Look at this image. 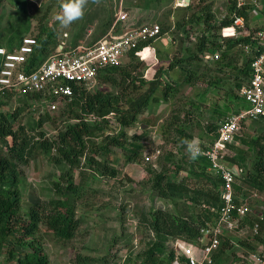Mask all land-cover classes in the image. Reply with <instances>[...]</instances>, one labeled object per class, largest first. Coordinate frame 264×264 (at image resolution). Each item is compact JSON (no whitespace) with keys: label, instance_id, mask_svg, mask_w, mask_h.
<instances>
[{"label":"rangeland","instance_id":"374dc122","mask_svg":"<svg viewBox=\"0 0 264 264\" xmlns=\"http://www.w3.org/2000/svg\"><path fill=\"white\" fill-rule=\"evenodd\" d=\"M63 2L0 0V46H6L19 26L24 24L27 32L22 34L23 38H35L43 25L54 30L57 46L64 40L69 45L75 41L93 43L109 30L122 3L132 18L157 23L169 35L152 44L147 60L129 57L123 61L119 68L130 74L126 81L116 85L99 77L98 85L88 92L95 94L100 91L117 98L123 109H127L126 98L130 102L137 100L147 93L152 81L158 80L159 83L131 126H122L114 113L105 118L86 116L82 112L83 98L60 101L58 109L53 110L50 102L36 95L0 94V113L6 114L15 126H24L30 146L45 139L55 142L48 151L36 149L31 153L27 149L24 160L18 163L16 189L20 194V208L14 215L15 230L0 252V264H18L19 259L35 249L48 258V264H144L141 256L152 242L159 239L149 225L142 222L144 215L152 210H163L196 221L199 219L200 204L189 198L179 200L159 196L154 188L155 176L162 172H176L177 164L183 159L185 164L175 179L185 180L190 186L206 185L205 181H198L190 174L191 167L187 162L193 159L186 142H211L219 123L240 107L241 99L234 96L240 95L238 82L243 77L238 80L237 72L244 64L245 53L242 47L233 46L227 55H223V46L227 45V39H231L224 35L231 36L233 30L207 28L203 20H198L200 10L178 8L176 0H161L150 8L138 7V0H87L83 16L67 27L57 19ZM209 3L212 2L203 0L199 9L205 5L214 9V3L212 6ZM214 16V25L218 27L222 14L216 12ZM173 18L174 21L171 20ZM261 19L262 16L256 17L254 23ZM174 24L175 29H172ZM204 36L210 40L206 52L214 55L212 51L215 49L218 59H207L204 56L206 52L200 50ZM142 83L146 85L141 87ZM78 114L83 115L89 124H102L103 127L87 142V150L79 166L72 168L58 151V138L69 124L77 122L75 116ZM14 115L18 117L15 119ZM180 127L185 129L186 137L180 136ZM245 127L247 138L244 145L247 148L231 147L235 153L233 160L240 163L236 170L242 187L238 188L242 192L238 190L237 195H244L251 208L244 221L250 229L247 234H238L243 236L241 240L243 238L245 243L258 246L253 240L256 235L251 227L257 216L264 212V187H254L245 177L254 172L256 162L264 156L259 152L260 148L253 150L252 145L253 137L264 136V123L256 122ZM114 137L119 138L122 145H111L104 150L107 145L105 139ZM11 145L10 138L0 142V148L5 151ZM138 145L142 146L139 155L136 160L129 161ZM67 178L73 179L77 190L74 195L65 193L69 209L78 220L76 236L69 241L59 239L41 224L34 237H24L22 226L29 219L30 210L35 205L63 197L62 190L57 192L54 184L59 183L64 189L68 185ZM207 187L211 189V186ZM224 242L230 249L220 252L219 247L212 257V264H252L243 245L238 247L229 241ZM166 244L169 247L158 256L161 264H167L170 252L175 254L169 240ZM172 264L185 263L175 257Z\"/></svg>","mask_w":264,"mask_h":264},{"label":"built area","instance_id":"2783aa9c","mask_svg":"<svg viewBox=\"0 0 264 264\" xmlns=\"http://www.w3.org/2000/svg\"><path fill=\"white\" fill-rule=\"evenodd\" d=\"M215 6L211 12L222 14L221 22H231L233 33L224 35L232 40L252 37L255 48L240 44L247 55H251L249 75L240 89V98L245 107L224 118L218 125L213 140L209 143L195 142L198 148L196 157H205L210 162L209 173L213 179L222 180V206L212 209L217 215L215 222H207L200 228V238L196 242L187 243L181 240H170L175 249L177 260L184 259L185 264H212V257L219 249L224 236L241 237L238 233H248L249 226L244 224L251 208L244 196H238L235 185L237 173L227 164L229 146L235 142L247 123L264 121V0H210ZM192 0H176V7L190 8ZM212 3H209L212 6ZM262 16L254 23V19ZM174 21V18L172 19ZM172 25V24H171ZM172 29H175V24ZM258 31L252 34V30ZM245 32V33H243ZM169 32L157 23H141L130 16L120 3L113 17L109 30L97 41L75 46L61 41L54 51L34 71L27 73L26 65L35 52L38 42L36 38H23L20 45L10 51L0 46V94L19 93L37 95L51 103L53 110L58 109V102H71L76 99L74 87L92 91L99 82L103 71L122 65L123 61L135 52L136 57L147 60L151 55L152 43L157 42ZM224 37V38H225ZM226 39V38H225ZM226 46H223L224 51ZM148 51L147 56L143 54ZM211 51V50H210ZM209 53V52H208ZM206 53L207 59L216 58ZM213 56V57H212ZM263 215L251 227L254 235H259ZM241 227H240V226ZM245 237V236H244ZM207 239V242L205 240ZM230 239L236 246L241 244ZM243 240V238H242ZM244 250V249H243ZM252 264H264V246L258 244L255 250H244Z\"/></svg>","mask_w":264,"mask_h":264},{"label":"trees","instance_id":"16d2710c","mask_svg":"<svg viewBox=\"0 0 264 264\" xmlns=\"http://www.w3.org/2000/svg\"><path fill=\"white\" fill-rule=\"evenodd\" d=\"M138 7L150 8L154 3H158L161 0H138ZM142 1V4H140ZM192 0L190 8L194 10H200L201 13L198 15V20H203L206 23L207 28L209 29H222L230 26L231 22L229 20H224L220 26L216 27L214 22L216 18L211 12V7L205 5L199 9V5L203 3V0ZM195 2V4H194ZM113 22V19H112ZM111 22V24H112ZM111 27V25H110ZM25 24L19 26L15 35L11 37L6 46L10 51L15 47L20 45L23 40L22 34L27 32ZM258 30H252V34ZM107 32V31H106ZM105 32V33H106ZM104 33V34H105ZM38 46L35 49L33 55L29 58L26 65V72L30 73L36 70L42 62H44L49 55L54 53L55 49L58 47L55 40L56 33L54 30L47 28L46 26L41 25L40 32L35 36ZM226 49L223 51V55H227L228 51L231 50V47H237L240 44L250 45L252 48H255L252 37H246L239 40L227 39ZM18 41V42H17ZM17 42V43H15ZM210 40L208 41L207 36H204L201 43L200 50L202 53L206 52ZM79 42L75 41L71 43V46L77 45ZM215 44V43H214ZM243 49V48H242ZM216 51L213 49V53ZM244 51V49H243ZM207 53V52H206ZM205 53V54H206ZM245 53V60L243 66L238 70L237 78L241 81L238 82L240 89L244 85V82L249 75V66L252 60L251 55ZM204 54V55H205ZM131 58H135V52H132L130 55ZM199 57V56H196ZM195 58V57H193ZM167 68H172V66H167ZM161 68L160 70H162ZM159 70V71H160ZM120 75V76H118ZM118 76V77H116ZM103 81L111 82L113 84L119 85L126 81L130 77V74L126 73L124 70H121L119 67L109 68L103 71L100 75ZM190 79L187 76V79ZM158 80L151 82V87L147 93L130 102L129 98H126V103L129 105L127 109H123L117 98H113L109 95L104 94L103 92H96L92 94L84 88L74 87L76 98H83L84 104L82 106V112L86 116H99L101 118L107 117L109 114H115L118 116V122L122 126H131L135 122L137 113H139L142 108L148 103L149 98L152 95V92L158 86ZM138 84V83H137ZM135 83V85H137ZM146 84L142 83L141 87H144ZM138 86V85H137ZM173 87V86H170ZM169 88L166 89V93ZM37 96V95H36ZM38 97V96H37ZM237 99H241L240 95L236 94L234 96ZM241 105L236 110L242 107H245L243 100L241 99ZM75 103V102H74ZM15 119L18 117L14 115ZM75 124H69L65 130L59 134L60 145L58 146V151L61 154L62 159L68 163L72 168L79 166L80 160L84 157L85 151L87 150V142L91 141L95 137L96 132L100 131L103 127L102 124L91 125L87 122L86 118L83 115H76ZM104 124H108V121H104ZM215 129V127H214ZM218 129V127H217ZM217 129H215L217 131ZM180 136L186 137L185 129L178 128ZM43 137L44 134H41ZM7 138L12 140L11 147H6L7 151L0 148V252L3 249L5 241L8 239V236L15 230L14 215L15 212L20 208V194L16 189L17 180H18V163L23 161L25 155L27 154V149L31 153L38 150L48 151L55 146L54 141L42 140L40 143H34L30 146L28 136L25 133L24 126L18 125L15 126L9 119L6 114L0 113V142L5 141ZM107 145L104 147V150H107L111 145L120 146L122 143L117 137L106 138ZM260 139L254 141V143H259ZM92 143V142H91ZM94 147L95 143H92ZM100 148V147H99ZM142 149L141 145H138L131 156H129V161L136 160ZM262 153H264V146L261 147ZM261 153V155H262ZM193 159V158H192ZM189 163L191 170L190 174L195 177L198 181H205L204 186L197 187L190 186L185 180H176L175 178L178 175V171L182 169V166L185 164L184 160L180 161L176 166V172L168 174V172H162L155 176L154 188L158 191L159 196L165 199H188L195 204H200L201 212L199 213L198 221L190 219L187 217H182L180 215L173 214L169 211L165 212L163 210H152L147 215H144L142 222L149 225L150 229L159 237L157 241L152 242L151 246L147 251L144 252L141 259H143L144 264H161L160 258L158 256L162 255L164 251L169 247L166 242L172 238L173 240H181L187 243L196 242L201 234L200 228L204 226L207 222H215L217 215L212 209H218L222 206L221 200V187L222 180L220 178L213 179L212 175L209 173L210 162L205 157H196ZM246 181L249 182L254 187L263 189L264 187V156H260L259 160L256 162L254 172H249L245 177ZM68 185L62 189L61 184H54L55 190L60 192L62 190V196L60 199L53 200L45 203L44 205H35L30 210L28 220L23 224V234L24 237L32 238L35 236L36 232L39 231L40 225L44 224L49 228L59 239L62 240H72L77 233L78 220L74 218V214L69 209L68 195L67 193L76 194L77 190L73 183V179L67 178ZM211 186V189L207 187ZM239 191L240 188L237 187ZM66 193V194H65ZM264 217V213H263ZM257 221V220H256ZM235 238L233 236H224L220 245V252H224L227 248L230 249V246L227 242L230 239ZM236 239V238H235ZM254 242L256 244H261L264 246V221L261 223V228L259 235L254 237ZM166 241V242H165ZM241 245H243L248 250H255L257 246L245 243L244 240H238ZM228 245V246H227ZM37 247H39L37 245ZM167 247V248H166ZM167 264H172L175 260L174 252H170L166 258ZM185 263L184 259L181 260ZM18 264H48V258L41 252L39 249H35L31 253H27L24 258L19 259ZM218 264H221L220 262Z\"/></svg>","mask_w":264,"mask_h":264},{"label":"clouds","instance_id":"9594fccd","mask_svg":"<svg viewBox=\"0 0 264 264\" xmlns=\"http://www.w3.org/2000/svg\"><path fill=\"white\" fill-rule=\"evenodd\" d=\"M86 3L87 0H64L61 4V14L57 16V19L65 27L71 25L73 21L83 16ZM186 143L187 151L191 154L192 158L195 159L198 155V148L195 146V142Z\"/></svg>","mask_w":264,"mask_h":264},{"label":"crops","instance_id":"0c3cea01","mask_svg":"<svg viewBox=\"0 0 264 264\" xmlns=\"http://www.w3.org/2000/svg\"><path fill=\"white\" fill-rule=\"evenodd\" d=\"M141 19L139 18V21H140ZM172 20V19H171ZM145 22H150V21H145ZM144 21L143 22H141V23H145ZM162 40V39H161ZM159 41V40H158ZM157 41V42H158ZM81 43V42H80ZM154 43H156V42H154ZM79 44V43H78ZM153 44V43H152ZM209 48V47H208ZM261 122H263L264 123V121H261ZM260 123V122H259ZM248 125L249 124H254V123H247ZM246 124V125H247ZM245 125V126H246ZM244 126V128H243V130L241 131V133H240V135L239 136H237L236 138H235V142L233 143V144H231L230 146H229V155H228V157H227V164H229V166L236 172V173H238L239 171H237L236 169H239V167H240V163H236L233 159V157H234V155H235V153H233L231 150H232V148L231 147H237L238 149H245V145H244V142H245V139L247 138L246 137V133L244 132L245 131V127ZM255 140L254 141H256L257 139H260V142L257 144V143H254V141H252V145H253V150H256L257 148H260V153H262V150H261V147L262 146H264V136L262 135V136H260V137H253ZM262 141V142H261ZM260 144V145H259ZM256 145H259L260 147H254V146H256ZM247 148V147H246ZM231 152H232V154H231ZM238 175V174H237ZM238 178H239V175H238ZM237 187H241V185H240V182L237 180V183H236V185H235V189H236V193L238 192V189H237ZM242 188V187H241ZM241 188H240V190H241ZM239 192H242V190L241 191H239ZM242 196H244V195H242ZM264 213V212H263ZM263 213H260L259 215L261 216V215H263ZM258 215V216H259Z\"/></svg>","mask_w":264,"mask_h":264},{"label":"bare ground","instance_id":"6f19581e","mask_svg":"<svg viewBox=\"0 0 264 264\" xmlns=\"http://www.w3.org/2000/svg\"><path fill=\"white\" fill-rule=\"evenodd\" d=\"M148 51H149V50L145 51V53H144L143 55H144V56H147V54H148Z\"/></svg>","mask_w":264,"mask_h":264},{"label":"water","instance_id":"95a60500","mask_svg":"<svg viewBox=\"0 0 264 264\" xmlns=\"http://www.w3.org/2000/svg\"><path fill=\"white\" fill-rule=\"evenodd\" d=\"M146 126L145 125H143V128H145Z\"/></svg>","mask_w":264,"mask_h":264}]
</instances>
